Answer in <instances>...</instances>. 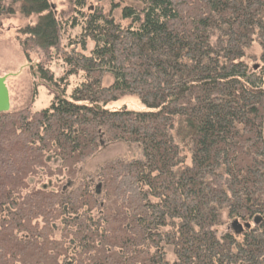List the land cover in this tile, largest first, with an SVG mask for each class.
Returning a JSON list of instances; mask_svg holds the SVG:
<instances>
[{
    "label": "trees",
    "instance_id": "1",
    "mask_svg": "<svg viewBox=\"0 0 264 264\" xmlns=\"http://www.w3.org/2000/svg\"><path fill=\"white\" fill-rule=\"evenodd\" d=\"M67 1L0 0L35 18L17 41L57 91L0 114V264H264V0ZM111 142L142 158L71 183ZM50 160L68 185L30 189Z\"/></svg>",
    "mask_w": 264,
    "mask_h": 264
},
{
    "label": "rangeland",
    "instance_id": "2",
    "mask_svg": "<svg viewBox=\"0 0 264 264\" xmlns=\"http://www.w3.org/2000/svg\"><path fill=\"white\" fill-rule=\"evenodd\" d=\"M49 2L57 16L61 12H67V0H49ZM112 3L118 4L119 0H87L86 11L91 10L93 7H100L105 14H108ZM114 17L118 19L119 9L114 12ZM34 22V17L24 18L18 12L13 15L0 16V76L6 77L10 111H18L27 106L31 111H40L50 105L52 98L57 92L56 88L48 87L41 80L39 74L34 76L31 73L29 63L25 60L17 41V29L25 25H32ZM92 46L89 42L88 50L92 49ZM52 70L55 77H60L63 67L60 63H53ZM76 80V76L69 78L67 94H70L76 84ZM109 82L110 80L108 79L106 84ZM107 108H127L137 112L144 110L142 103L135 97H123L117 102L109 104ZM141 158L142 154L137 145L123 142L101 144L93 156L76 166L71 183L75 185L81 180L95 181L98 170L107 161L116 159L134 161ZM47 167L46 171L31 182L30 189H58L62 185H68L69 180L65 174L66 172L60 168L58 162L50 160ZM229 225L230 222L223 226L222 229L227 228Z\"/></svg>",
    "mask_w": 264,
    "mask_h": 264
},
{
    "label": "water",
    "instance_id": "3",
    "mask_svg": "<svg viewBox=\"0 0 264 264\" xmlns=\"http://www.w3.org/2000/svg\"><path fill=\"white\" fill-rule=\"evenodd\" d=\"M10 109V101L8 89L6 87V77L0 76V114L8 112ZM231 229L236 233L241 232L243 227L238 224L237 221L231 223ZM246 228H249V225H246Z\"/></svg>",
    "mask_w": 264,
    "mask_h": 264
},
{
    "label": "bare ground",
    "instance_id": "4",
    "mask_svg": "<svg viewBox=\"0 0 264 264\" xmlns=\"http://www.w3.org/2000/svg\"><path fill=\"white\" fill-rule=\"evenodd\" d=\"M52 185H53V184H52ZM254 222H255V221H254ZM238 224H239V223H238ZM240 225H241V224H240ZM241 226H242V225H241ZM242 227H243V226H242ZM243 229H244V227H243ZM242 231H243V230H242ZM242 231H241V232H242ZM234 232H235V231H234ZM241 232H238V233L235 232V233H236V234H239V233H241Z\"/></svg>",
    "mask_w": 264,
    "mask_h": 264
},
{
    "label": "flooded vegetation",
    "instance_id": "5",
    "mask_svg": "<svg viewBox=\"0 0 264 264\" xmlns=\"http://www.w3.org/2000/svg\"><path fill=\"white\" fill-rule=\"evenodd\" d=\"M233 230V229H232Z\"/></svg>",
    "mask_w": 264,
    "mask_h": 264
}]
</instances>
